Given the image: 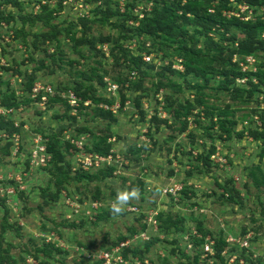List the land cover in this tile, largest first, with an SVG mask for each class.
<instances>
[{
    "label": "rangeland",
    "instance_id": "obj_1",
    "mask_svg": "<svg viewBox=\"0 0 264 264\" xmlns=\"http://www.w3.org/2000/svg\"><path fill=\"white\" fill-rule=\"evenodd\" d=\"M16 1L17 5H13L0 0V100L11 92L25 98L21 81L33 74L53 89L82 91L91 84L93 88L88 94L97 100L108 97L119 103V94L111 95L106 84L127 78L122 89L126 99L112 114L114 120L97 117L95 108L102 101L90 100L88 106H68L69 110L63 104L48 109L30 103L8 116L19 127V133H14L19 137L12 138L13 134L9 136L0 130V230L3 225L12 224L1 242L2 249H8L16 264H94L101 261L98 256L102 251L122 243L125 246L121 249H140L142 258L137 260L144 262L138 260L137 264H190L196 255L200 261L205 260L203 245L210 241L214 246L215 239H224L228 244L222 252L226 264H264V85L260 93L247 98L246 90L231 95L230 91L219 89V75L199 79L166 73L168 78L162 81L167 87L155 93L153 83L158 78L154 69L144 77L140 89H127L131 84L128 80L135 81L137 75L130 76L133 71L128 74L125 59L130 51H139L143 42L147 45L152 40L144 36L135 38L129 33L127 27L135 29L139 20L129 19L126 23L121 15L108 17L107 12L126 9L141 19L156 4L155 0ZM233 7L237 10L236 5ZM47 15L55 27L53 33L51 28L35 21L38 16ZM83 32L95 42L94 48L75 42ZM194 34L199 38L197 49L205 51V39ZM209 35L215 40L219 37L217 42L232 48L227 40L230 32L220 30ZM107 36V43H98L100 37ZM242 37L236 34V39ZM171 49L168 58L175 62ZM247 56L234 55L232 63L238 65ZM254 57L249 69L256 68L257 72L258 65H264V51H257ZM155 60L160 62L161 58ZM82 74L89 80L82 79ZM97 75H104L106 84L102 88ZM169 79L178 86L170 87ZM252 79L257 83L255 77ZM196 84L201 85L200 90L192 88ZM238 85L250 88L237 81ZM200 93L205 95V104L192 111L185 131L180 132L181 122L171 118L161 105L162 100L166 95L171 97L167 102L174 99L175 108L179 102H192ZM139 96L140 106L146 112L143 121L139 120L133 102ZM207 108H214L212 117H207ZM155 109L160 118L168 119L167 125L149 122ZM217 109L229 113L225 117L230 122L228 127L233 129L230 138L219 129V121L225 117L218 118ZM253 132L263 134L256 139ZM100 136L108 137L107 143L111 145L105 156L87 150ZM17 139L19 146L14 144ZM56 139L63 161L50 160L51 163L42 165L37 157H32L38 147ZM7 141L12 142V147L10 155L4 156L2 147ZM67 142L73 147H67ZM77 142L81 143L80 149L75 146ZM214 148L212 155L216 157H210L212 165L205 163L200 155ZM87 155H111V159L99 162L100 168L85 167ZM66 171L68 175L64 177ZM77 172L102 177L78 180ZM62 178L65 181L58 185L56 181ZM173 185L182 189L186 186L187 194L181 198L179 194L175 198L164 196L162 189ZM132 189L139 190V198L132 200L121 215L114 216L111 206L118 191ZM10 190L14 192H7ZM100 210L110 211L109 216L96 220ZM166 211L178 215L174 218L178 220H174L175 226L169 231L164 226L162 231L158 225L150 226L148 222L155 212ZM199 222L205 235L198 230ZM201 235L205 236L204 242L193 247L191 236ZM150 236H157V241L143 247ZM244 237L248 248H240L237 243ZM48 241L60 249L51 250L49 257L41 252ZM126 257V264H133L136 259L130 253ZM207 262L212 264L214 260Z\"/></svg>",
    "mask_w": 264,
    "mask_h": 264
},
{
    "label": "trees",
    "instance_id": "obj_2",
    "mask_svg": "<svg viewBox=\"0 0 264 264\" xmlns=\"http://www.w3.org/2000/svg\"><path fill=\"white\" fill-rule=\"evenodd\" d=\"M156 4L152 7L148 14H143L141 19H138L136 15L131 13V11L124 10L120 12L119 9H115L113 11H108V17H116L117 15H121L124 18V21L134 20L138 21L137 27L135 29L131 27H127L129 29V33L132 34L133 37L139 38L144 36L148 41L152 40L151 43H148V46L145 45L146 42H143L140 47H138L139 51H130L129 55L125 59L128 61V74L131 71L136 72V79L135 81L128 80L131 84L127 89H132L137 91L141 88L143 83V79L145 76L149 75L150 71L157 69L156 76L157 80L153 83L155 86V93L160 91V88L167 87V84L163 83V78L167 79L166 73H170L171 75H177L179 77H187L192 76L194 78L205 79L211 75H219L221 80L219 81L218 87L219 89H225L226 91H230L231 95L234 93L237 94L243 90L246 93L247 98L251 95H254L257 92H261V86L264 85V65H258V70L255 74L250 72H241L240 68L236 63H232V57L234 55L240 56H256L257 51H264V0H234V3L240 5L242 3L247 4L253 10L254 20L249 21H242L236 17L226 18L222 15L223 11H228L233 9V5L230 0H155ZM13 5H17L16 0H8ZM127 7V6H126ZM213 7V12L210 13L208 10ZM107 19V18H106ZM35 21H40L44 26H47L52 29V33L55 27L50 24V17L38 16ZM193 28V30H190ZM133 29V30H132ZM230 32L231 36L227 38L229 43H232L231 47H224L219 42V37L215 40L210 37L209 34L213 32ZM212 31V32H211ZM236 32V33H233ZM128 33V34H129ZM134 33V34H133ZM194 33H198L201 37L205 40L203 41V48L205 51H201L197 49V44L199 43V38L195 37ZM243 35L242 38L236 39V34ZM143 37V39H144ZM109 41V37H100L98 39L99 44L107 43ZM75 42L83 45H90L94 48V41L87 39L86 33L83 32V35L80 38L75 39ZM171 47H173L171 49ZM169 49L176 55L175 59H181L183 65V71H178L172 69V58H168L170 56ZM122 50V49H121ZM123 52L127 53L125 49L122 50ZM146 52L148 54L154 55V60L158 57L161 58V64L157 65L154 62L145 63L142 60L141 53ZM171 52V54H172ZM168 59V61L166 59ZM174 59V58H173ZM166 60L167 64H163V61ZM21 74V73H19ZM104 74H107L105 71ZM104 75H97L98 84L102 87L105 86L103 81ZM82 79L89 80L86 74H82ZM246 77V84L250 86V88L244 89L242 86H237V80ZM255 77L257 83L252 82V78ZM127 81L121 78L119 81H114L118 83L119 89V103L120 107L123 106L125 102V94L123 93V84ZM35 82H39L36 80V77L33 74L26 75L25 80L21 81V90L24 92L23 96L25 98H18L14 95V92H11V95L8 97H3L0 100V106L4 108L16 109L21 105H29L34 101L30 99L29 93L31 92V88ZM170 83V87L178 86L175 83H171L170 79L168 81ZM121 85V87H120ZM93 87L89 84L85 89L82 91H76L74 89L69 88H57L55 87L54 95L49 97L48 102L46 104V108L51 109L55 105L63 104L66 110H69V107L64 99L59 96V92L72 90L78 97H80L81 102L90 100L91 102L102 101L103 104L112 105L113 99L105 97L102 99L101 97L97 100V97H93V95L88 94ZM192 88L201 89L200 84H196L192 86ZM242 88V90L240 89ZM248 89V90H247ZM234 92V93H233ZM40 95L38 96L39 99ZM169 96H165V99L162 100L163 108L168 110V114L171 118L175 121L181 122V127L179 129L180 132L185 131L187 122L186 119L188 116L192 115V111L203 104H205V95L204 93H200L198 97H195L192 102H179L175 108L172 107L173 103H175L174 99L171 100L170 104L167 102L169 100ZM141 97H135L133 102L135 108L138 110L139 113V120H145L146 112L140 106ZM95 108L96 116L99 118H109L113 119L112 113L110 111H106L101 108ZM214 108H207L205 111L207 117L213 116ZM218 118L225 117V115L229 114L228 111L224 109H217ZM10 117V116H9ZM8 116L0 115V130L6 131L9 136L14 133H19V127L14 125V122L9 119ZM197 117V116H196ZM156 122V124H165L167 125L168 119L160 118L157 115V110L151 114L149 122ZM228 122V123H227ZM230 122L225 119H220L219 121V129L222 133L226 135L227 138L231 137V133L233 129L228 127ZM234 123H232L233 125ZM170 125V124H169ZM211 123L210 126H212ZM254 138L260 137L263 133L262 132H253L251 133ZM108 137H99L96 142L92 144V148L87 150H91L92 152H96L100 155H107L111 145L107 143ZM57 146V139L49 141L46 144V150L48 153L51 154V162H61L63 161V155L59 151ZM12 147V142L7 141L5 145L2 147V152L4 156L10 155V149ZM67 147H73L67 142ZM215 151L211 149L204 155H200L201 158L204 159L205 163H209L212 165L210 161V157ZM55 160V161H54ZM50 162V163H51ZM49 163V164H50ZM108 170H111L109 168ZM188 172V171H187ZM101 173V171L99 172ZM109 174V173H108ZM68 175L66 171L64 173V177ZM78 175L77 179L80 180L81 178L88 179V181L95 179L99 180L102 177V174H94L89 175L87 172H77L76 176ZM65 181L64 178L62 180H57L56 182L58 185L62 184ZM13 182V181H12ZM15 183V182H14ZM16 184V183H15ZM14 186L16 189L18 188L17 185ZM141 187V184H139ZM186 186L183 187L181 192L179 193L180 198L187 194ZM191 193L194 192V189H191ZM172 198V197H171ZM226 200H231V197H226ZM100 213L97 214L96 220L106 219L109 216L110 211H99ZM178 215H173L170 211H166L165 213H160L157 215V222H158V229L162 231V226H164L168 231L170 230L171 226H175L174 219ZM7 220V217H4ZM161 221V222H160ZM178 221V220H176ZM198 230L205 235L202 229V223H198ZM12 224L7 223V225H3L0 230V264H16L14 259L9 255L8 249H2V236L6 231H10ZM70 226H75L73 223ZM142 231L145 230L144 227L141 229ZM201 235V238H195L191 236L190 242L193 244V247H200L204 242V237ZM150 236L149 241H145L142 243L143 247H149V244L157 241V236L152 238ZM228 244L224 239H215L214 242V256L212 257V264H226V258L222 255V252L227 248ZM51 250H56L57 252L60 251L59 248L54 247V242H46L43 244L41 248V252L45 253L47 257L50 256ZM127 253L131 254V258L134 259L142 258L139 256L141 253L140 249L133 248L127 249L125 248L122 252V255L125 259H127ZM242 255L244 256L245 249H242ZM246 254V253H245ZM36 258V255H34ZM246 260L248 259V255L245 256ZM143 261L142 259H138ZM208 259L199 260V256L196 255L194 259L191 261L190 264H209ZM102 261H97L94 264H101ZM143 263V262H142ZM48 264V263H46ZM134 264V263H133Z\"/></svg>",
    "mask_w": 264,
    "mask_h": 264
},
{
    "label": "built area",
    "instance_id": "obj_3",
    "mask_svg": "<svg viewBox=\"0 0 264 264\" xmlns=\"http://www.w3.org/2000/svg\"><path fill=\"white\" fill-rule=\"evenodd\" d=\"M230 2L232 3V5H236L237 6V10L233 7L232 10H228V11H223L222 15L226 18H230V17H236L242 21H249L252 18H254V14H253V10L252 8H250L247 4L242 3L240 5H237L234 3V0H230ZM121 11L123 12V9H121ZM210 13L213 12V10H209ZM132 24V22H130ZM148 46V43L147 45ZM103 51L106 50L105 45L102 46ZM105 56L108 57V53H105ZM142 56V60L145 63H151L154 62L157 65H160L162 62H158L159 60H154V55L153 54H148L146 52H142L141 53ZM153 57V59H152ZM157 59V58H156ZM255 60L254 56H247L245 58V60L243 62L238 63L239 68H241L242 72H250V73H255L256 72V68L254 69H249V65H251ZM233 61L235 62L236 59L234 57ZM164 64H167V61H164ZM172 69L178 70L181 72L183 71V65H182V60L181 59H175L174 64L172 65ZM180 69V70H179ZM132 75H136V72H131L130 76ZM106 81V80H105ZM238 82H240V84H244L246 83V77L242 78V79H238ZM252 82L256 81L254 79H252ZM106 84V82H105ZM108 87V88H107ZM106 88L108 89L107 91L111 94V95H115V93H118V84L116 83H111L108 82L106 84ZM40 95L39 99L38 96ZM54 95V90L50 85L41 83V82H35L31 88V92L29 93V97L30 99H32L35 105H39L42 107L46 108V104L48 102L49 97ZM59 96L64 99L67 103V105L74 109V108H78L79 106H88L90 104V101H82L80 97H78L72 90H67V91H62L59 92ZM161 105H163V103H161ZM101 109H104L106 111H110L112 114H115V112L117 110H119L120 105L117 102H114L112 105H108V104H100L98 106ZM161 110V109H160ZM14 113V109H10V108H4L0 106V115L2 116H9L10 114ZM160 113H158V116ZM164 118V117H163ZM16 134L12 135V138H15ZM19 137V136H18ZM18 139L14 142V144H16V146H19L18 143ZM75 146L80 149L81 148V143H75ZM18 148V147H17ZM215 156L212 155L211 158H213ZM218 156V154H217ZM32 157H37V159H39V161L41 162V164H47L48 162H50L51 160V155L47 152L46 150V146L43 147H38L32 154ZM216 157V156H215ZM85 158V161L83 162V164H85V167H91V166H95L97 168H100L99 166V162H103L106 161L107 159L110 160L111 159V155H109L108 157H99L97 155H87ZM215 159V158H214ZM219 161H222L225 163V161L219 159ZM107 162V161H106ZM13 179V178H12ZM14 181H16L15 179H13ZM17 182V181H16ZM18 183V182H17ZM182 190V186H178V185H173L171 187H166L165 189H162V194L164 196H171L173 198L177 197V195L179 194V192H181ZM7 192H11L13 193V190L7 191ZM157 215L158 212L154 213V218H152L151 222H148L150 224V226H153L154 228L157 227L158 222H157ZM151 218V217H150ZM149 226V225H148ZM245 238V237H244ZM248 238V237H247ZM49 242V241H48ZM206 243H204L203 245V255L205 259H212V257L214 256V249H213V243H209L210 241H205ZM237 243L239 244L240 248H248L247 246V239L245 238L243 241L239 240L237 241ZM125 245L122 243L119 246H115L114 248H110L107 249L105 251L101 252V255L98 256L99 259L102 261L103 264H126V259L123 257L122 252L124 249L123 248ZM225 254V253H224ZM222 254V255H224ZM226 256V255H224ZM235 257H232V259H230L231 261L234 260ZM136 261V262H135ZM134 264H137L138 260L135 259ZM144 262V261H143ZM211 263V261H210Z\"/></svg>",
    "mask_w": 264,
    "mask_h": 264
},
{
    "label": "clouds",
    "instance_id": "obj_4",
    "mask_svg": "<svg viewBox=\"0 0 264 264\" xmlns=\"http://www.w3.org/2000/svg\"><path fill=\"white\" fill-rule=\"evenodd\" d=\"M140 192L138 189L118 191L117 196L112 203L111 212L114 216L121 215L126 206L130 204L132 200L138 199Z\"/></svg>",
    "mask_w": 264,
    "mask_h": 264
}]
</instances>
